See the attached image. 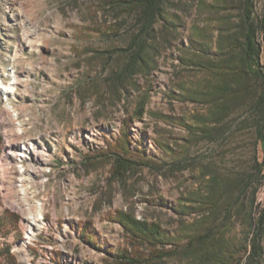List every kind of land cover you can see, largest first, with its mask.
<instances>
[{
    "label": "rangeland",
    "instance_id": "374dc122",
    "mask_svg": "<svg viewBox=\"0 0 264 264\" xmlns=\"http://www.w3.org/2000/svg\"><path fill=\"white\" fill-rule=\"evenodd\" d=\"M196 1L170 0L165 10L174 24L154 26L156 68L136 76L137 90L130 80L128 92H118L109 85L140 31L137 14L103 10V0H0V215L18 220L17 228L0 234V264H107V251L128 247L113 220L118 213L172 236L206 214L192 207L209 195L213 176L231 182L254 175L262 153L251 99L235 104L219 124L205 125L195 117H206L210 108L178 91L181 83L200 80L180 62L188 29L209 16L196 10ZM255 10H264V0H255ZM13 76V91L4 94ZM144 93L143 118L129 129L138 166L121 182L111 176V162L84 159L120 137L123 119ZM204 126L212 136L201 133ZM19 147L28 152L21 163L11 155ZM253 198L254 205L263 203L257 180L245 193L218 197L216 224L227 218L230 234L244 237ZM29 214L41 224L25 240ZM88 223L100 249L79 238ZM161 264L188 260L173 254Z\"/></svg>",
    "mask_w": 264,
    "mask_h": 264
},
{
    "label": "trees",
    "instance_id": "16d2710c",
    "mask_svg": "<svg viewBox=\"0 0 264 264\" xmlns=\"http://www.w3.org/2000/svg\"><path fill=\"white\" fill-rule=\"evenodd\" d=\"M170 4V0H103L100 6L103 10L111 9L120 16L137 14L141 25L130 43L131 52L126 55L125 63L110 81L111 90L128 92L126 84L130 80L137 90L136 76L156 68L153 55L158 51V43L154 26L158 22L174 24L165 10ZM195 8L209 16L192 23L188 29L180 62L184 70L199 74L200 80L181 83L179 94L210 108L206 117H195L205 125L219 124L235 104L251 99L257 114L255 139L262 160L255 163L254 175L240 180L229 182L213 176L208 185L209 195L198 198L192 207L193 212L206 210V214L190 225H181L172 236L158 224L141 221L131 213H118L113 220L123 229L128 247L107 251L110 256L107 264H161L173 254L183 255L188 264H258L264 257V199L257 206L254 198L251 200L244 237L230 234L227 218L216 224L218 197L234 189L245 193L254 180L264 185V10L260 14L256 12L255 0H197ZM254 84L259 87L255 88ZM148 97L146 93L141 95L132 114L123 119L120 137L107 142L106 150L85 157L86 164L94 160L111 162V176L121 182L136 170L138 164L131 159L129 129L132 121L143 118ZM155 118L165 120L163 116ZM200 130L206 137L213 135V129L204 126ZM17 225L15 215L9 212L0 215V234ZM79 238L84 244L100 249L89 223L82 227ZM166 245L179 250L173 253L164 248Z\"/></svg>",
    "mask_w": 264,
    "mask_h": 264
},
{
    "label": "bare ground",
    "instance_id": "6f19581e",
    "mask_svg": "<svg viewBox=\"0 0 264 264\" xmlns=\"http://www.w3.org/2000/svg\"><path fill=\"white\" fill-rule=\"evenodd\" d=\"M11 81H13L11 84L1 88V91L4 94H11L12 93V91H13L12 86L15 84V81H16L14 76L11 78ZM30 150H31V148H29V151ZM27 153L28 152L24 148H20V147H19V149L17 148L16 151H11V155L15 159V161L20 162V163L22 160L27 158V155H26ZM25 223L27 224V229L30 231V233L28 232L27 234L24 235V239L26 240V239H28V236H32V230L38 229V226H40L39 224H41V223H40V219L35 218V216H33L32 214H29V217L26 218Z\"/></svg>",
    "mask_w": 264,
    "mask_h": 264
},
{
    "label": "built area",
    "instance_id": "2783aa9c",
    "mask_svg": "<svg viewBox=\"0 0 264 264\" xmlns=\"http://www.w3.org/2000/svg\"><path fill=\"white\" fill-rule=\"evenodd\" d=\"M2 140V139H1ZM0 174H1V171H0ZM10 252H12V247H11V249H10Z\"/></svg>",
    "mask_w": 264,
    "mask_h": 264
}]
</instances>
